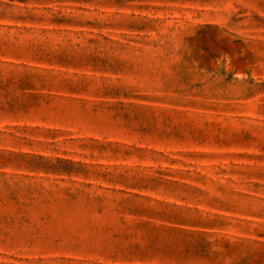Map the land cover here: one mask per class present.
Returning <instances> with one entry per match:
<instances>
[{"label": "rangeland", "instance_id": "rangeland-1", "mask_svg": "<svg viewBox=\"0 0 264 264\" xmlns=\"http://www.w3.org/2000/svg\"><path fill=\"white\" fill-rule=\"evenodd\" d=\"M0 264H264V0H0Z\"/></svg>", "mask_w": 264, "mask_h": 264}]
</instances>
